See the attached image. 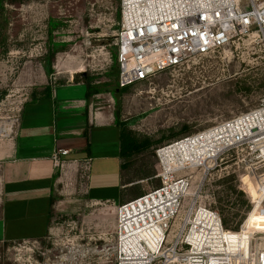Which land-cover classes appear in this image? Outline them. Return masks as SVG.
Here are the masks:
<instances>
[{"label": "rangeland", "instance_id": "1", "mask_svg": "<svg viewBox=\"0 0 264 264\" xmlns=\"http://www.w3.org/2000/svg\"><path fill=\"white\" fill-rule=\"evenodd\" d=\"M50 22L57 25L51 32ZM119 23V0H0V126L15 121L16 129L23 104L41 96L45 87L85 83L93 90L88 98L93 109L118 113L136 138L152 142L148 150L123 159V193L119 187L113 190L117 201L159 185V147L264 100V48L254 32L149 80L119 87ZM206 167L189 173L190 194L195 195L185 197L176 222L188 206H206L226 219V228L238 225L232 230L238 231L252 209L254 171L264 174V163L234 150ZM112 177L115 182L119 174L109 170L106 179ZM78 180L75 192L55 194L43 237L0 241V264H115L116 212L122 199L93 203L85 193L89 172L80 168ZM263 228L264 201H257L240 235L252 230L255 237L264 236Z\"/></svg>", "mask_w": 264, "mask_h": 264}, {"label": "built area", "instance_id": "2", "mask_svg": "<svg viewBox=\"0 0 264 264\" xmlns=\"http://www.w3.org/2000/svg\"><path fill=\"white\" fill-rule=\"evenodd\" d=\"M119 11L116 61L121 88L208 55L250 32L264 48V0H119ZM14 125L0 126L1 140L12 138ZM234 150L264 163V100L156 150L159 185L117 208L115 264H264V236L248 230L245 247L231 240L234 232L242 231L255 203L264 201V174L256 170L252 209L238 231L226 229L219 213L206 206H188L176 222L191 188V170L205 171L208 163ZM66 153L53 154L54 166H61L60 155Z\"/></svg>", "mask_w": 264, "mask_h": 264}, {"label": "crops", "instance_id": "3", "mask_svg": "<svg viewBox=\"0 0 264 264\" xmlns=\"http://www.w3.org/2000/svg\"><path fill=\"white\" fill-rule=\"evenodd\" d=\"M88 98L83 83L51 86L49 95L23 104L14 135L0 141V241L43 237L55 194L76 191L80 168L89 172L85 193L93 203L132 199L117 201L113 191L123 188L115 116ZM58 150L67 153L56 167ZM109 170L119 174L116 183L106 179Z\"/></svg>", "mask_w": 264, "mask_h": 264}, {"label": "trees", "instance_id": "4", "mask_svg": "<svg viewBox=\"0 0 264 264\" xmlns=\"http://www.w3.org/2000/svg\"><path fill=\"white\" fill-rule=\"evenodd\" d=\"M50 25L51 26H50L49 32H51L52 29L57 27L56 24H51V22H50ZM85 86H86V95L89 96L90 94L93 93V90H90L88 85L85 84ZM50 90H51V88L49 86L45 87L42 95H44V96L49 95ZM115 124L119 127V145H120V153L119 154H120L121 159H128V158H130L134 155H138V154H140V153H142V152H144L150 148L152 142L148 139L140 140V139L136 138L132 134V132L126 128L124 123L121 122V120L119 119L118 113L115 114ZM124 167H126V165L124 164V162H122L121 169ZM152 174L153 173L150 171L148 173H145L143 175V177H149ZM123 189H124V187L122 188V193H123ZM141 194H139V192L136 191L134 197H137ZM247 207H248V205H247ZM221 220H222L223 226L226 225V219L221 218ZM237 227H238V225H236L234 228H232V230H236ZM226 229H228V228H226ZM245 239H246V237L242 236L239 239L240 240L239 243H241Z\"/></svg>", "mask_w": 264, "mask_h": 264}, {"label": "bare ground", "instance_id": "5", "mask_svg": "<svg viewBox=\"0 0 264 264\" xmlns=\"http://www.w3.org/2000/svg\"><path fill=\"white\" fill-rule=\"evenodd\" d=\"M164 153H166V154H168V156H170V154L172 153H170V150L169 149H166L165 151H164ZM170 153V154H169ZM195 195V193H191L190 194V191L187 193V195H186V197H192L193 198V196ZM264 229V228H263ZM243 231H240V232H234L233 233V235L231 236V240L232 241H234V242H237V243H239V239H238V236L242 233ZM242 236H245L246 237V241H247V243H248V239H249V232H247V236L246 235H240V237H242ZM247 243H246V245H247ZM241 244V243H240Z\"/></svg>", "mask_w": 264, "mask_h": 264}]
</instances>
